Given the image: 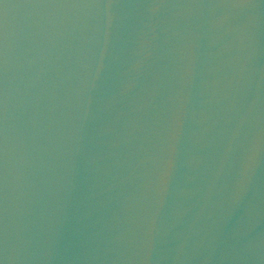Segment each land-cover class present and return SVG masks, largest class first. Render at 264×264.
Listing matches in <instances>:
<instances>
[{"label": "water", "instance_id": "1", "mask_svg": "<svg viewBox=\"0 0 264 264\" xmlns=\"http://www.w3.org/2000/svg\"><path fill=\"white\" fill-rule=\"evenodd\" d=\"M0 264H264V0H0Z\"/></svg>", "mask_w": 264, "mask_h": 264}]
</instances>
